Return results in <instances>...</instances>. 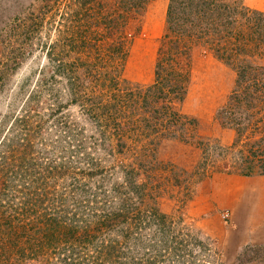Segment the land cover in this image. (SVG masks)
<instances>
[{
	"label": "rangeland",
	"instance_id": "374dc122",
	"mask_svg": "<svg viewBox=\"0 0 264 264\" xmlns=\"http://www.w3.org/2000/svg\"><path fill=\"white\" fill-rule=\"evenodd\" d=\"M232 2L231 8L243 11L246 38L250 41L246 32L251 31L264 49V0ZM66 4L0 0V216L27 211L34 217L32 208L54 212L75 227L70 237L63 225L43 264H234L237 258L241 264H264V175L251 176L263 177L262 194L250 202L255 209L260 203V211L217 209L212 203L225 186L218 174L247 177L235 169L264 160V137L254 131V122L240 117L237 128L230 121L236 67L197 47L183 99L164 94L175 99L170 110L152 89L149 104L132 105L134 114L133 109L111 111L136 100L110 98L108 108V101L102 105L84 83V74L113 83L125 78L130 89L147 93L156 79L160 47L170 40V0H151L143 15L130 20L126 29L132 42L117 63L100 61L99 55L116 49L106 43L114 31L102 39V47L90 49L87 63L61 59L62 50L77 49L70 44L74 36L67 31L72 23L64 17ZM64 64H85L88 70L73 73ZM97 82L90 84L95 91ZM97 103L101 108L90 112ZM108 111L123 117L122 123L106 120ZM113 212L129 218L116 217L109 228L96 231V222ZM112 240L122 243L123 254L107 261L97 251Z\"/></svg>",
	"mask_w": 264,
	"mask_h": 264
},
{
	"label": "trees",
	"instance_id": "16d2710c",
	"mask_svg": "<svg viewBox=\"0 0 264 264\" xmlns=\"http://www.w3.org/2000/svg\"><path fill=\"white\" fill-rule=\"evenodd\" d=\"M67 2L64 17L72 23L71 28L67 31L74 36V39L70 40V44H74L77 49H71L67 53L62 50L64 55L61 59L64 60L68 57L78 61L85 59L87 63V59L92 54L90 49L96 44L98 48L102 47V39L107 40L114 31L113 41L106 42L104 40V42L108 43V48H114L112 47L114 45L116 49H106L99 55L102 57L100 61L107 59L111 61L108 63L114 61L117 63L116 61L121 56L127 55L126 50L132 42L131 35H128L129 31L126 29L127 24L133 18L143 15L151 0H67ZM232 5V0H170L168 30L166 32V37L169 36L170 40L160 47L156 63V79L154 84L146 90L147 93H143V90L135 92V90L130 89V84L125 78L121 80L119 78L117 83H113L114 79L110 80L107 77L102 79L100 75L86 76L84 74V83L88 84L91 92H96L100 96L102 105L108 101L104 104L108 108H111L110 98L113 100L114 97H122V99L125 97V100H136L134 104L130 101V105L125 107L119 105L112 108L111 111L123 109L129 112L133 109L132 105L141 108L138 105L141 101L144 104H149L147 94L152 89H157L161 93L159 104L170 110L171 103L175 99H166L164 94H173L176 97V102L183 99L182 96H184L190 81L192 55L197 47H201L202 50L211 52L236 67L237 80L230 95V104L234 112L230 117L231 123L239 128L240 117H247L249 122H254L256 125L253 127L254 131L264 137V63L260 62L264 59L263 44H258L260 39L254 43L251 31L246 32L251 43L246 38L244 32L246 29L240 27V21L245 18L242 16L243 11L238 7L237 9L231 8ZM96 32L97 34L93 36V33ZM248 44L252 47L249 46L248 48ZM82 45L87 49H82ZM101 50L97 49V51ZM111 50H114L113 53L110 52ZM63 67L73 73L79 69L83 73L88 70V66L85 64H81L80 67L64 64ZM97 81H99V87L95 91L94 86L98 85ZM123 83L126 84L123 85ZM114 91H118V93H114ZM153 91L156 92V90ZM97 106L98 103L94 104L90 112H95V109L101 108ZM105 110L106 108H104ZM109 112H107L108 116H105V119L113 118L120 125L123 117H114ZM131 114H134V109ZM173 114L181 117L179 112L173 111ZM101 119L103 118L101 117ZM254 131L248 136L252 137ZM243 134V130H240L239 136ZM238 139L240 138L238 137ZM9 150L11 151V149ZM1 152L3 151L1 150ZM27 158L29 157L23 159L26 161ZM255 164L247 162L243 166H238L235 171L244 176L264 175V160L262 159V163L259 165ZM28 196L29 202H32L34 198L31 194ZM39 199L41 197L36 198V200ZM31 210L34 217L28 216L27 211L18 213L16 216H8L5 219L0 216V264H30L35 262L43 264L45 255L49 254V248L60 239L59 235L62 234L63 225L68 227L69 236L72 237L75 227H69L62 223L61 220L64 219L53 214L54 212L40 214L38 209L31 208ZM77 212L78 207L71 214L72 218L78 216ZM67 214L70 213L64 212V216ZM108 214L96 222L94 226L96 231L109 228L112 222L118 220L116 217L127 216L129 218L123 212L117 215L114 212ZM139 215V211L134 212L132 217L137 219ZM86 226L89 229L93 228L87 223ZM94 238L97 240L98 235L95 234ZM99 248L97 251L100 254L99 257L107 261L116 260L123 254L122 243L115 240H112L111 243L106 241ZM235 262L234 264H241L239 258Z\"/></svg>",
	"mask_w": 264,
	"mask_h": 264
},
{
	"label": "crops",
	"instance_id": "0c3cea01",
	"mask_svg": "<svg viewBox=\"0 0 264 264\" xmlns=\"http://www.w3.org/2000/svg\"><path fill=\"white\" fill-rule=\"evenodd\" d=\"M218 177L223 179L225 186H223L220 193L213 195L212 202L217 209H227L231 211H237L239 208L247 206L248 212L257 210L261 204H257V209L254 205H250L253 199H259V194L262 193L258 190V183L263 180V177H241L239 175H228V174H218ZM262 198V197H260ZM215 233L214 231L212 232ZM211 233V234H212Z\"/></svg>",
	"mask_w": 264,
	"mask_h": 264
},
{
	"label": "built area",
	"instance_id": "2783aa9c",
	"mask_svg": "<svg viewBox=\"0 0 264 264\" xmlns=\"http://www.w3.org/2000/svg\"><path fill=\"white\" fill-rule=\"evenodd\" d=\"M223 216H224V217H227V216H228V212L225 211V212L223 213Z\"/></svg>",
	"mask_w": 264,
	"mask_h": 264
}]
</instances>
